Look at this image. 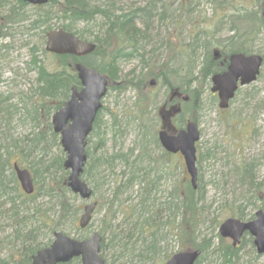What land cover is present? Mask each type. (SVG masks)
I'll return each instance as SVG.
<instances>
[{
	"label": "rangeland",
	"instance_id": "374dc122",
	"mask_svg": "<svg viewBox=\"0 0 264 264\" xmlns=\"http://www.w3.org/2000/svg\"><path fill=\"white\" fill-rule=\"evenodd\" d=\"M56 1L61 2V0ZM89 1L91 8L109 10L110 16L114 19L118 15L145 9L151 0ZM8 7L6 6L7 9ZM163 8L165 9L163 21L159 20L161 13L159 8L149 18L144 17V13H140V20L136 26L139 33L134 35L141 40L140 52L130 59L121 58L117 61L118 87L114 91H107L98 117L100 131L103 134L102 149L96 151L97 142L94 136L89 137L86 146L89 159L81 178L92 191L90 202L96 203L97 208L84 234L78 232L77 225L87 202L70 193V196L68 195L70 215L67 220H63L57 194L48 191V183L53 178L57 179L59 174L54 169L40 176L42 185H39L41 187L39 194L26 201L22 208L36 218L38 215L47 217L46 220L51 222L52 226L60 222L61 226L57 229L71 239L81 240L98 233L102 238L101 254L107 264H163L166 258L179 252V245L171 231L172 224L178 222L179 218L174 215V208L170 207H174L176 203L175 188H179L181 182L189 184V178L180 157L160 158L162 152L156 147L154 140L159 131L158 121L155 120L156 112L164 99L168 98L167 90L170 83L172 86L184 87L188 90L195 89L200 94V101L197 102L198 110L191 109L189 103L184 104L183 113L174 123V127L181 128L192 116L191 119L196 123L200 135L196 144V169L197 186L201 187L204 214L201 218L203 222L201 220L199 236L214 237V239L212 252L204 255L203 260L198 264H264V255H256L254 247L248 242L251 240L249 236H244L238 244L235 258L227 255L225 257L224 250L231 246V241L219 237V225H216L217 221L220 224L226 218L237 219L230 215H234V209L238 205L246 203L241 197H251V195L247 196L248 193H242L239 187L233 173L235 162L253 161L254 181L263 187L255 194V197H259V201L251 197L252 204L247 205L249 208L245 210L243 221L253 219L258 209L264 212V61L257 81L241 88L224 113L217 109L216 100L209 93L210 83L201 82L196 77L199 63L211 56L212 50L216 48L225 54L231 52L232 47L231 49L228 47L227 40L232 36L243 42L244 49L260 55L264 60V27L259 26L257 30H252L251 26L257 24L252 25L248 21L241 23L235 20L238 15L234 14L240 9L254 15L259 11L264 18V0H164ZM58 9V3L51 8L54 14L50 25L53 29H57L62 23H67L60 14L56 13ZM4 12V9L0 8L2 23ZM28 15L31 16L32 13L29 12ZM254 19L257 21L256 16ZM74 25L87 41L102 34L108 27L107 21L101 16L87 23ZM26 27V22L10 25L9 36L0 42V101L10 105L12 111L11 116L5 111L0 113V122L6 120L0 123V165L4 166L3 173L9 181L8 189H12L8 192V196L12 197L16 204L20 202L16 194L21 197L23 192L18 183L12 181L13 177L11 179L12 164L10 166L4 164L6 160L4 147L8 146L9 151L15 153V145L22 148L27 137L30 138L31 134L39 132L46 137L45 150L34 151L38 153H34L32 157L18 156V165L28 170L41 156L45 166L54 159L60 157L65 159L59 139L52 141L48 135L49 131L52 132L50 125L52 115L48 121L49 131L45 125L35 123L26 117L25 111L30 108L31 101L35 97V75L28 66L29 49L32 46L44 47L40 32L26 31ZM195 39L199 40L202 48L196 49L192 56L185 45H191ZM204 42L207 45L202 46ZM37 55L38 59L45 63L44 57L40 53ZM142 55L146 63L148 58L152 57V62L148 64L151 69L148 71L142 68L144 65L141 62ZM92 60L101 62V58L95 57ZM191 61H194V70H191L193 72L191 73L196 80L187 84L188 79L184 76L185 63ZM163 65L165 66L161 67ZM164 70L167 72L173 70L176 75L170 76L173 77L172 80L170 77L164 78L161 74ZM147 73L149 74L146 75ZM137 79L147 86L152 80L156 82L153 106L148 109L146 117L139 122L135 121L137 117L135 104L140 97V91L137 90H140L142 83L138 88ZM180 80H183L182 84L179 82L175 84ZM141 89L144 90L143 93H147L145 88ZM186 105L188 110L191 109L188 112L185 111ZM4 115L7 116L5 119ZM113 123L117 124L116 127L120 132L116 138L109 128ZM147 130L150 131V138L143 136ZM207 149H212L213 159H200ZM114 152L127 156L128 165L124 166L119 162L111 172L100 165L89 170L90 158L99 155L110 156ZM132 163L134 167L140 168V183L135 182L127 186L131 172L129 164ZM87 170L89 173H86ZM151 183H154V186ZM151 186L153 187L150 188ZM6 200L7 197L0 194V214H4L0 216V260L10 261V255L19 258L14 251L19 249L20 245L13 241L14 227L8 214L5 213L9 209ZM48 233V230H44L37 238V243L51 242L53 237ZM151 235H154L155 247L152 246L154 239Z\"/></svg>",
	"mask_w": 264,
	"mask_h": 264
},
{
	"label": "trees",
	"instance_id": "16d2710c",
	"mask_svg": "<svg viewBox=\"0 0 264 264\" xmlns=\"http://www.w3.org/2000/svg\"><path fill=\"white\" fill-rule=\"evenodd\" d=\"M162 6H163V1ZM90 1L89 0H61V2H58L56 0H49V3L44 7H31L27 4L25 0H0V8L4 9V22L0 21V42L7 38L9 36V26L10 25H18L19 23L26 22L27 27L25 28L26 31L30 32H40V39L43 42L44 41V35L47 31L53 29L50 25L51 17L54 13L51 11V8L54 7L57 3L59 4V9L57 10V14H60L61 18L65 21H67L66 24L62 23L58 28H61L67 32H71L74 35L78 36L80 39L85 40L82 36V34L75 29L76 23H87L89 21H92L95 17L101 16L103 17L107 23L108 27L103 31L102 34L95 36L91 42L96 45V48L91 56H89L87 59H81L78 60L74 57L70 56H54V55H48L44 52L43 47L37 48L35 46H32L29 49V62L28 66L31 68V72L35 75V97L34 100L31 101L30 108L26 110V117H29L32 121L35 123H38L40 125H45V127L48 129L50 128L49 125V117L52 115L55 111H57L64 102H66L70 96L72 87H76L79 89V82L77 81L76 75L74 71L72 70L73 64L81 61L83 62L87 67L97 70L98 72L102 73L105 78L108 81V91H114L117 89V85L119 84L118 81V71H117V61L121 58L123 59H130L131 57H135L140 52V40H138L134 35L139 33L137 29V22L140 20V13L146 12L147 10H134L127 14L118 15L113 19V17L110 16L109 10H101L100 8L90 7ZM153 2V0H152ZM6 6H9L8 9ZM150 6V9H154V6H152L150 3L148 4V7ZM163 9V8H162ZM31 12L32 15H28V13ZM110 13V14H109ZM151 13L147 11L145 14L146 18H149ZM235 15H238L236 17H239V19H245L246 21L252 23L254 25L251 26L252 30L258 29L259 26L264 27V18L261 16L259 11L255 12L254 14L246 13L243 10H236L234 12ZM162 15L165 17V13H162ZM234 15V16H235ZM256 16L257 21H255L254 17ZM164 17L160 16L159 20H164ZM29 19V20H28ZM57 28V29H58ZM256 29V30H257ZM227 42L228 47H232L231 53H251V51L244 49L243 42H240L236 40V37H230ZM207 45L206 42L202 43V46ZM186 48H189L191 55L193 56L194 53L197 51L196 49L202 48L199 44V40L195 39L194 42L190 44L185 45ZM107 50V51H106ZM104 51V52H103ZM38 53L42 57H44V61H41L38 59ZM152 56V55H151ZM101 58V62L97 63L95 60H92V58ZM140 57V55H139ZM224 57V56H223ZM148 63L144 60V55L141 56V62L144 64L142 65V68L145 70H150L149 68V62H152V57L148 58ZM141 63V64H142ZM165 65L161 66L164 67ZM186 66V73L185 77L188 79L186 80L187 84H190V81L196 80L193 78L192 71L194 70V61H191L190 63H185ZM160 67V68H161ZM224 65H220L219 61H215L212 59V56H208L206 60H203L201 63H199V70L196 74V77H198L201 82H208L209 78L217 73H220L224 70ZM192 70V71H191ZM172 72L163 71L161 74H163V77H170L172 75H176L175 71L171 70ZM192 72V73H191ZM169 75H168V74ZM147 73L146 75H148ZM160 76V75H159ZM145 77V76H144ZM138 78V77H137ZM173 78V77H172ZM170 77V80H172ZM183 79V78H182ZM179 80V79H178ZM185 80V79H184ZM138 88H140V84L142 82L138 81ZM182 84L183 80L176 81L175 84ZM141 88L144 89L146 86V83L141 84ZM145 85V86H144ZM176 86H172L170 83H168V88L173 89ZM140 88V97L137 98V102L135 104L136 107V113L137 117H135V121H140L143 117H146L148 114V109L153 106V99L154 94L152 92H147L146 94L143 93L142 89ZM180 90V92H183L184 94L188 95V105L191 109H197L198 110V103L200 101V94L194 89V90H188L184 87H176ZM197 103V104H196ZM186 105V112H188ZM4 106V108H3ZM9 113V116L12 115V111H10V105H7L5 102L2 103L0 101V113L1 112ZM184 111V112H185ZM16 113V111H15ZM101 112L98 113L93 130L89 137L95 138L97 142L96 151L102 149L103 141L101 139L102 132L101 126L98 124V117L100 116ZM7 116L4 115V119ZM192 118V116H191ZM20 119V118H19ZM155 120L157 118L155 117ZM6 121V120H4ZM3 121V122H4ZM194 121V120H193ZM3 122H0L1 124ZM8 123V122H5ZM117 124H111L109 128H111L110 131H112V135L116 138L118 137V134H120L118 128L116 127ZM52 141H57V135L53 134V132L49 131L48 134ZM144 137L150 138V131L147 130L146 134L143 135ZM140 137V135H139ZM155 138V137H154ZM153 138V139H154ZM45 139L46 137L39 132L33 133L30 135V138H26L24 143L22 144L23 147H17L14 146L16 149L15 153H11L9 151L8 146L4 147L6 150V160L4 161V164L7 166H10L13 163H16L18 165L19 160L17 159L18 156H33L34 151H44L45 146ZM152 139V138H151ZM140 140V139H139ZM156 142V147L159 149L157 145V139H154ZM89 142V138L87 139V143ZM98 148V149H97ZM25 149V150H24ZM26 152L24 155L23 153ZM37 152V153H38ZM36 153V154H37ZM85 154L87 156V160L89 159V154L87 149L85 150ZM214 157V153L212 149H207L202 156H200V159L203 160H212ZM23 158V157H22ZM160 158H165V154H161ZM14 159V160H13ZM90 162L88 164L89 170L91 168H98V166H102L103 168H106L108 171H113V169L116 167V165L120 162L124 166L128 165L127 156L125 155H118L117 152L112 153L110 156H102L99 155L97 157H94L93 159L90 158ZM116 162V163H115ZM63 159L62 157L54 159L51 161V163L44 165L42 161V156L39 160L36 162H33V165L28 168V171L31 174V177L33 179L34 184V192L30 196H25L21 194V197L19 194H16L17 199L20 200L18 204L14 202V199L12 197L8 196V192L12 189H8V179L4 173L3 169L4 166L0 165V194L3 196L5 195L7 197L6 202H8L9 209L6 214H8V218L13 222L15 232H14V241L17 242L20 245L19 249H15L14 253L17 254L19 258H14L11 255L9 256L10 261H4V264H30V257L33 255L36 251L43 249L47 247L50 242L47 244H41L37 243V238L41 235V233L44 232V230H48L49 235H53L54 232H61L57 228L61 226L60 222L58 225H53L51 222H48L46 220L47 217H42L38 215L36 218L34 215H29L28 211H24L25 208H22L24 206V203L28 200L33 199L37 194H39V191L41 190L42 184L40 183L41 175L43 173H48L50 169H54V171L58 174L57 179L53 178L48 183V191H52L53 193H56L59 198V205L60 209L62 210V219L67 220L70 215V206L68 204V199L70 196V192L67 188V173L63 170L62 167ZM134 163L129 164V167L131 169L130 177L127 181V186L132 185L133 183H140V168H136L133 166ZM42 166V168L40 167ZM254 162L253 161H247V162H235V166L233 169V173L235 174V177L237 178L239 187L242 189V193H248L247 196L251 195L255 200L259 201V197H255V194L260 191V188H263L262 185L254 187L253 182L255 180L253 175V169H254ZM132 167V168H131ZM134 167V168H133ZM40 172V173H39ZM84 172V171H83ZM86 173H89L87 170ZM11 179L13 177V182L15 181L13 172L11 173ZM180 183V182H179ZM154 186V183H151ZM140 185V184H139ZM125 186V187H127ZM151 186L150 188H152ZM201 187L197 186L196 190H193L192 187L186 183L181 182V186L178 188H175L174 190V199H175V205L174 207L171 206L170 208L175 210V214L179 218L178 222L172 224L171 231L173 232L172 235L175 238L176 242L179 245V251H198L200 253L199 259L196 261L195 264L199 263L201 260V257L205 255V253L212 252L211 248L213 247V243L211 240L207 237H200L199 236V227L201 226V220L203 222L202 214H204L203 209V197L200 193ZM14 190V189H13ZM15 191H18L15 189ZM14 191V192H15ZM150 190L148 189V192ZM93 194V193H92ZM69 195V196H68ZM242 196V195H241ZM251 197H241L242 200L246 201V205H251L250 202L252 200ZM169 205V204H168ZM244 204L238 205L234 210V215H230L231 217H237L239 220H244V214L242 210L245 208ZM131 207H128V209ZM3 216V214H2ZM32 222L34 224H32ZM30 226H27L29 225ZM216 225H219V221L216 222ZM80 234H84L85 230H79L77 229ZM154 239L152 246L155 247V238L154 235H151ZM84 237V236H83ZM101 237V236H100ZM216 238V237H215ZM85 239V238H82ZM81 239V240H82ZM102 239V238H101ZM152 247V248H154ZM102 250L103 246L100 245V255L102 256ZM153 250V249H152ZM154 253V252H153ZM237 250L236 248L226 247L224 250V256H229L230 258L236 257ZM168 258H166L167 260ZM105 261V259H104ZM3 262L1 261V264ZM106 263V261H105ZM68 264H80L78 260H73ZM107 264V263H106Z\"/></svg>",
	"mask_w": 264,
	"mask_h": 264
},
{
	"label": "water",
	"instance_id": "95a60500",
	"mask_svg": "<svg viewBox=\"0 0 264 264\" xmlns=\"http://www.w3.org/2000/svg\"><path fill=\"white\" fill-rule=\"evenodd\" d=\"M49 0H28L32 6H45ZM95 49L92 43L84 42L72 33L62 29L51 30L45 34L44 51L56 56H73L83 58ZM215 52V56H216ZM262 58L259 55L232 54L229 57L226 70L211 77L210 92L217 94L219 110H226L233 99L237 86L253 84L260 73ZM81 86L79 91L71 89V95L63 106L51 117L52 132L59 137L60 147L65 154L63 169L68 172L67 188L82 201L87 202L79 218L78 227L85 229L94 213L97 204L91 201L92 194L87 184L81 180L86 163V139L92 131L97 113L106 95L107 80L95 70L81 64L74 67ZM150 85H154L151 81ZM177 94V91H174ZM186 101V98H183ZM180 112L179 107H172L170 112L158 111L162 120L161 130L157 134L161 148L169 154H180L185 172L189 177L192 189L197 185L196 149L199 132L194 122H187L184 129L175 131L168 118ZM16 180L25 195L33 193V183L29 172L12 165ZM89 202V203H88ZM221 238L231 240L236 247L244 234L252 238V244L257 255H264V213L258 210L254 219L243 222L238 219H226L218 228ZM101 239L97 233L89 238L77 241L61 232H55L51 244L36 252L31 258V264H66L78 259L80 264H105L100 257ZM200 253L185 251L173 255L165 264H195Z\"/></svg>",
	"mask_w": 264,
	"mask_h": 264
},
{
	"label": "flooded vegetation",
	"instance_id": "af4514ba",
	"mask_svg": "<svg viewBox=\"0 0 264 264\" xmlns=\"http://www.w3.org/2000/svg\"><path fill=\"white\" fill-rule=\"evenodd\" d=\"M215 52L217 53L216 54V56H215ZM232 54H234V53H229V54H225V53H223V52H220V51H218V49H214V50H212V54H211V56H212V59L213 60H215V61H219V64L221 65H224L225 67H224V70L223 71H221L220 73H222V72H224L225 70H226V68H227V66H228V61H229V57H230V55H232ZM224 56V57H223ZM73 70V69H72ZM218 74V73H217ZM213 76V75H212ZM211 76V77H212ZM211 77L209 78V81H208V83H210V79H211ZM211 85V84H210ZM145 91L146 92H153L154 91V86H150L149 84H148V86L146 85L145 87ZM172 90H174V89H168L167 91H168V98L167 99H165L164 101H163V103H162V106H161V109H163V112L164 113H169L170 112V110H171V108L172 107H179L180 108V113H178V114H175V115H173V116H171L170 118H168V120H169V123L171 124V126L172 125H174V123H175V119L181 114V113H183V105H184V103H187V101H188V99L186 100V101H183V98H185L184 96L186 95V94H184L183 92H180V93H178L177 92V94L174 92V91H172ZM209 93H210V95L213 97V99L214 100H216V103H218V98H217V94H214V93H211L210 92V87H209ZM227 111V110H226ZM221 113H224L225 111H220ZM189 120H191V119H189ZM189 120H187L186 122H188ZM156 121H158V127H159V130H161V127H162V120H160V119H157ZM185 122V123H186ZM157 139V138H156ZM157 141V145H158V147H159V149H161V151H162V148L160 147V144H159V142H158V140H156ZM162 154H165V156L167 157V159H169V158H172V157H174V156H178V157H180V155L179 154H175V155H172V154H169V153H166V152H162ZM180 159H181V157H180Z\"/></svg>",
	"mask_w": 264,
	"mask_h": 264
},
{
	"label": "bare ground",
	"instance_id": "6f19581e",
	"mask_svg": "<svg viewBox=\"0 0 264 264\" xmlns=\"http://www.w3.org/2000/svg\"><path fill=\"white\" fill-rule=\"evenodd\" d=\"M160 0H153V2H152V0L150 1V4L152 5V6H154V9H150V6L148 7H146L145 9H143V10H147V11H149L151 14H153V12H155V10H158V8H159V10H161V13H159V18H160V16H162V17H164L163 15H162V13H164V11H165V9L163 8V6H162V4H160ZM159 4H160V6H159ZM163 8V9H162ZM142 10V11H143ZM147 11L146 12H144L143 11V13H144V17L146 16L145 14L147 13ZM150 14V15H151ZM165 18V17H164ZM236 18V17H235ZM235 20H237V21H239V22H241V23H243V22H245L246 20L245 19H239V17H237ZM48 32V31H47ZM46 32V33H47ZM45 33V34H46ZM44 41H45V35H44ZM141 41V40H140ZM141 49H143V48H141ZM151 55H152V53H151ZM244 87H246V86H243V87H240V86H237V89H236V91H235V94H234V96H236V94L238 93V91L241 89V88H244ZM189 110H191V109H189ZM188 110V111H189ZM86 162H87V156H86ZM86 164V163H85ZM85 167V166H84ZM83 171H84V169H83ZM83 174V173H82ZM7 181H8V179H6ZM9 182V181H8ZM258 185H260V183H255V181L253 182V186L254 187H256V186H258ZM260 187H261V185H260ZM260 190H261V188H260ZM244 205H246V204H244ZM132 207H136V206H132ZM247 208H249L247 205L245 206V208L242 210V212H243V214H245V210H247ZM3 214V213H2ZM2 214H0V216H2ZM4 215V214H3ZM91 221H92V219H91ZM91 223V222H90ZM90 223H89V225H90ZM88 225V226H89ZM13 227H14V225H13ZM13 232H15V228H14V231ZM62 233V232H61ZM64 234V233H63ZM15 236V235H14ZM14 236H13V239H14ZM210 240H211V242L213 243V239H214V237L213 238H209ZM14 241V240H13ZM12 241V242H13ZM12 242H11V244H12ZM248 242L253 246V244H252V241L251 240H248ZM8 244H9V241L7 242ZM41 250V249H40ZM39 251V250H38ZM37 252V251H36ZM36 252L33 254V255H31V257H30V264H31V258L36 254ZM207 253H205V255H206ZM174 255V254H173ZM257 255V254H256ZM172 256V255H171ZM203 257H205L204 255H203ZM203 257H201V260H203ZM1 261L3 262L2 264H4L5 262L3 261V260H0V264H1ZM198 264V263H197Z\"/></svg>",
	"mask_w": 264,
	"mask_h": 264
}]
</instances>
